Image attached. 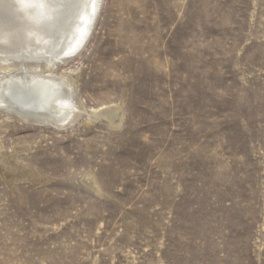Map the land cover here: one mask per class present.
Instances as JSON below:
<instances>
[{
	"label": "rangeland",
	"instance_id": "rangeland-1",
	"mask_svg": "<svg viewBox=\"0 0 264 264\" xmlns=\"http://www.w3.org/2000/svg\"><path fill=\"white\" fill-rule=\"evenodd\" d=\"M100 12L64 69L122 126L1 122L0 264H264V0Z\"/></svg>",
	"mask_w": 264,
	"mask_h": 264
},
{
	"label": "bare ground",
	"instance_id": "bare-ground-1",
	"mask_svg": "<svg viewBox=\"0 0 264 264\" xmlns=\"http://www.w3.org/2000/svg\"><path fill=\"white\" fill-rule=\"evenodd\" d=\"M103 2L31 0L19 5L17 0H0V131L1 122L13 119L58 130L79 121L121 128L122 105L87 109L79 99L78 76L64 69L88 44ZM12 158L0 143V166L14 185L26 174ZM79 184L101 193L89 173Z\"/></svg>",
	"mask_w": 264,
	"mask_h": 264
},
{
	"label": "snow or ice",
	"instance_id": "snow-or-ice-1",
	"mask_svg": "<svg viewBox=\"0 0 264 264\" xmlns=\"http://www.w3.org/2000/svg\"><path fill=\"white\" fill-rule=\"evenodd\" d=\"M19 5H25V4H30L31 0H17Z\"/></svg>",
	"mask_w": 264,
	"mask_h": 264
},
{
	"label": "water",
	"instance_id": "water-1",
	"mask_svg": "<svg viewBox=\"0 0 264 264\" xmlns=\"http://www.w3.org/2000/svg\"><path fill=\"white\" fill-rule=\"evenodd\" d=\"M35 126H41V125H36V124H34ZM49 127H52V126H49ZM53 128V127H52Z\"/></svg>",
	"mask_w": 264,
	"mask_h": 264
}]
</instances>
